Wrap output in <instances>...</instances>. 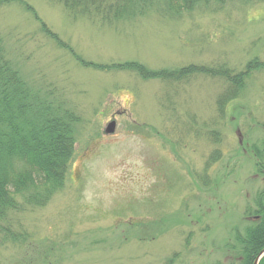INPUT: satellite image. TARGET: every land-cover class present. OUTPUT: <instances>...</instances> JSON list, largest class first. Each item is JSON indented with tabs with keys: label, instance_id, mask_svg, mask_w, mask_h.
Segmentation results:
<instances>
[{
	"label": "rangeland",
	"instance_id": "1",
	"mask_svg": "<svg viewBox=\"0 0 264 264\" xmlns=\"http://www.w3.org/2000/svg\"><path fill=\"white\" fill-rule=\"evenodd\" d=\"M0 33L25 79L80 118L63 189L3 223L0 264L226 262L224 242L264 187L248 150L264 136V69L225 105L229 86L210 72L264 64V0L179 13L151 0L115 21L11 0ZM132 64L187 73L144 78Z\"/></svg>",
	"mask_w": 264,
	"mask_h": 264
},
{
	"label": "trees",
	"instance_id": "2",
	"mask_svg": "<svg viewBox=\"0 0 264 264\" xmlns=\"http://www.w3.org/2000/svg\"><path fill=\"white\" fill-rule=\"evenodd\" d=\"M67 11L95 17L106 21L119 20L129 15H143L151 0H55ZM226 0H168L171 11H192L198 5ZM11 0H0V10ZM52 35V34H51ZM58 42L59 38L53 36ZM129 70L144 78H160L179 82L187 69L173 73L147 72L132 64ZM192 68V67H191ZM204 73L206 69L201 68ZM264 64L255 60L238 75L227 68L212 69L229 86L220 99L221 105L237 99L245 82L255 70ZM224 104V105H225ZM80 118L68 103L45 95L32 86L8 56L7 47L0 33V232L10 221L11 215H23L32 208H40L60 192L65 184L70 163L75 155L77 125ZM264 132V125L262 126ZM258 176L264 180V136L252 150ZM214 162L219 154L214 156ZM248 225L240 230L233 228L222 246L225 261L216 264H254L264 250V187L256 194L253 203L244 213ZM5 238H14L5 233ZM26 232L22 229V239ZM221 248V247H220ZM175 254L166 264H174ZM260 264H264V258Z\"/></svg>",
	"mask_w": 264,
	"mask_h": 264
},
{
	"label": "water",
	"instance_id": "3",
	"mask_svg": "<svg viewBox=\"0 0 264 264\" xmlns=\"http://www.w3.org/2000/svg\"><path fill=\"white\" fill-rule=\"evenodd\" d=\"M114 127H115L114 124L109 125L107 129V133H114L115 131ZM263 257H264V250L259 254L254 264H259Z\"/></svg>",
	"mask_w": 264,
	"mask_h": 264
}]
</instances>
